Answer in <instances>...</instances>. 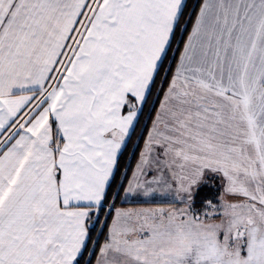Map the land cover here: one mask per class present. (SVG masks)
I'll list each match as a JSON object with an SVG mask.
<instances>
[{"label": "snow or ice", "instance_id": "obj_1", "mask_svg": "<svg viewBox=\"0 0 264 264\" xmlns=\"http://www.w3.org/2000/svg\"><path fill=\"white\" fill-rule=\"evenodd\" d=\"M0 264H264V0H0Z\"/></svg>", "mask_w": 264, "mask_h": 264}, {"label": "trees", "instance_id": "obj_2", "mask_svg": "<svg viewBox=\"0 0 264 264\" xmlns=\"http://www.w3.org/2000/svg\"><path fill=\"white\" fill-rule=\"evenodd\" d=\"M194 2V0H189V4L191 5L192 3ZM137 154V153H136ZM124 163H127L129 166H130V168L131 167H133V164L135 163V159L134 158H131L130 157V155H128V153H125V156H124V160L122 161V164H124ZM130 170H129V172H128V175H130ZM118 181H119V178H118ZM125 184H126V181L124 182ZM122 192H121V196H122ZM118 205H123V203L120 201V200H117L116 201V206H118ZM100 219L102 220V216L100 217ZM96 228H97V231H98V228H99V225H97L96 226ZM106 228H105V230H104V232H105V234H106ZM94 235H95V233H94ZM100 240H101V242H103V237H100Z\"/></svg>", "mask_w": 264, "mask_h": 264}, {"label": "crops", "instance_id": "obj_3", "mask_svg": "<svg viewBox=\"0 0 264 264\" xmlns=\"http://www.w3.org/2000/svg\"><path fill=\"white\" fill-rule=\"evenodd\" d=\"M134 165H135V163H134ZM134 165H133V167H134ZM130 175H131V173H130ZM122 196H123V194H122ZM138 206H146V205H140V204L129 202V203H123V205H118L117 207H138Z\"/></svg>", "mask_w": 264, "mask_h": 264}, {"label": "rangeland", "instance_id": "obj_4", "mask_svg": "<svg viewBox=\"0 0 264 264\" xmlns=\"http://www.w3.org/2000/svg\"><path fill=\"white\" fill-rule=\"evenodd\" d=\"M135 139V138H134ZM130 149H131V146H130ZM129 155V154H128ZM137 155H138V152H137ZM134 165V164H133ZM102 221H103V216H102ZM105 230V229H104Z\"/></svg>", "mask_w": 264, "mask_h": 264}, {"label": "built area", "instance_id": "obj_5", "mask_svg": "<svg viewBox=\"0 0 264 264\" xmlns=\"http://www.w3.org/2000/svg\"><path fill=\"white\" fill-rule=\"evenodd\" d=\"M100 230V226H99V228H98V231Z\"/></svg>", "mask_w": 264, "mask_h": 264}]
</instances>
